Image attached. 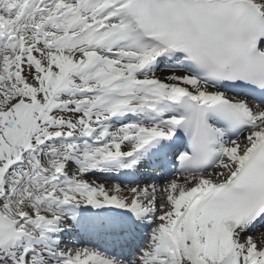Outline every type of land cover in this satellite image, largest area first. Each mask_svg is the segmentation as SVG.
Wrapping results in <instances>:
<instances>
[{"label": "snow or ice", "instance_id": "obj_1", "mask_svg": "<svg viewBox=\"0 0 264 264\" xmlns=\"http://www.w3.org/2000/svg\"><path fill=\"white\" fill-rule=\"evenodd\" d=\"M0 264H264V0H0Z\"/></svg>", "mask_w": 264, "mask_h": 264}]
</instances>
